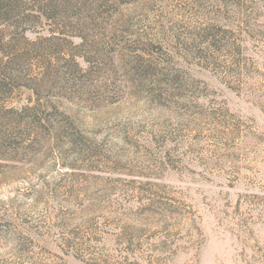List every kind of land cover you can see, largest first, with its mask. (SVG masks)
Here are the masks:
<instances>
[{
	"label": "rangeland",
	"instance_id": "rangeland-1",
	"mask_svg": "<svg viewBox=\"0 0 264 264\" xmlns=\"http://www.w3.org/2000/svg\"><path fill=\"white\" fill-rule=\"evenodd\" d=\"M113 20L0 156V264H264V0Z\"/></svg>",
	"mask_w": 264,
	"mask_h": 264
},
{
	"label": "trees",
	"instance_id": "trees-1",
	"mask_svg": "<svg viewBox=\"0 0 264 264\" xmlns=\"http://www.w3.org/2000/svg\"><path fill=\"white\" fill-rule=\"evenodd\" d=\"M132 1L0 0V156L17 143L21 127L36 124L41 128L49 122L43 114L49 108L42 110L40 94L52 89V79L63 77L58 80L64 86L71 79V70L82 73L76 59L82 55L80 50L91 47L92 37L100 30H116L113 17ZM35 66L39 73H33ZM17 86L32 91L36 97L33 105L20 109L6 105V95ZM26 119L30 121L24 122Z\"/></svg>",
	"mask_w": 264,
	"mask_h": 264
}]
</instances>
